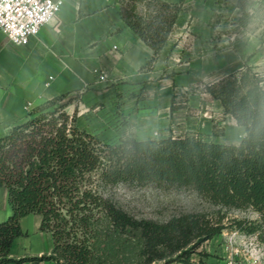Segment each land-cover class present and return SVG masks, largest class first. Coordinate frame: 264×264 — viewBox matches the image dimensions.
Masks as SVG:
<instances>
[{"label": "trees", "instance_id": "16d2710c", "mask_svg": "<svg viewBox=\"0 0 264 264\" xmlns=\"http://www.w3.org/2000/svg\"><path fill=\"white\" fill-rule=\"evenodd\" d=\"M121 7L155 60L182 4L121 0ZM206 91L245 130L238 145L191 135L107 144L77 127L64 97L30 112L0 138V188H7L13 209L0 224V264H188L225 229L222 221L194 215L165 224L138 220L107 197L119 185L188 190L216 208L251 210L257 217L234 219L232 229L264 243V76L246 66ZM29 215L42 216L41 230L53 236L52 254L11 259L14 240L23 236L21 219Z\"/></svg>", "mask_w": 264, "mask_h": 264}, {"label": "crops", "instance_id": "0c3cea01", "mask_svg": "<svg viewBox=\"0 0 264 264\" xmlns=\"http://www.w3.org/2000/svg\"><path fill=\"white\" fill-rule=\"evenodd\" d=\"M159 1L182 10L155 60L123 20L121 0H64L28 46L0 30V138L37 107L64 97L77 127L107 144L191 135L238 145L245 130L206 87L246 66L264 76V1ZM12 214L2 187L0 224ZM41 224L40 215L21 219L23 236L14 240L11 259L52 254L53 236Z\"/></svg>", "mask_w": 264, "mask_h": 264}, {"label": "rangeland", "instance_id": "374dc122", "mask_svg": "<svg viewBox=\"0 0 264 264\" xmlns=\"http://www.w3.org/2000/svg\"><path fill=\"white\" fill-rule=\"evenodd\" d=\"M106 192L108 198L138 220L165 224L180 216L194 215L213 223L222 221L225 227L222 234L204 243L191 256L188 264H229L231 260L233 264H242L251 256L257 258L256 264H264V243L255 236H246L232 229L234 219H255L257 216L251 210L216 208L188 190L165 191L152 186L138 188L119 185ZM235 232L246 239H240L231 246L229 238ZM236 250H239L238 254Z\"/></svg>", "mask_w": 264, "mask_h": 264}, {"label": "built area", "instance_id": "2783aa9c", "mask_svg": "<svg viewBox=\"0 0 264 264\" xmlns=\"http://www.w3.org/2000/svg\"><path fill=\"white\" fill-rule=\"evenodd\" d=\"M63 6L64 0H0V30L13 44L28 46L43 26L56 19ZM100 79L104 81L105 77ZM240 239L245 240L246 237L235 232L229 238V244L234 246ZM235 253L238 254L239 250ZM256 263L257 258L251 256L242 264ZM24 264L36 263L29 261ZM229 264H233L232 260Z\"/></svg>", "mask_w": 264, "mask_h": 264}]
</instances>
